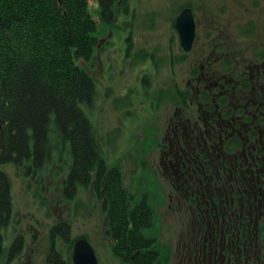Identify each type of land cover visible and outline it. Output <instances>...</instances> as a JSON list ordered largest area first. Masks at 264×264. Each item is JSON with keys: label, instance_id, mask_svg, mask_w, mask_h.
Here are the masks:
<instances>
[{"label": "rangeland", "instance_id": "1", "mask_svg": "<svg viewBox=\"0 0 264 264\" xmlns=\"http://www.w3.org/2000/svg\"><path fill=\"white\" fill-rule=\"evenodd\" d=\"M169 1L182 5L184 3L191 4L200 25L197 29L196 48L186 57L177 55L179 49L175 47V43L178 42V37L174 33V39L171 43L173 47L171 58H174L175 64L172 67L169 65L168 58L165 57L168 53L169 38L172 34L168 28ZM237 1L241 4V11L245 13L244 19L235 18V15L238 14L235 7ZM130 3L134 8L135 16L136 35H132L135 48L145 47L149 51L152 48L154 51L157 66L152 79L154 85L158 87L172 83L182 89L195 88L197 79L193 78V71L201 65H203L202 73L204 76L199 74V77L202 78L208 90L215 89L214 84L217 77L214 76L213 70L230 71L232 69V71H238L236 64L241 65L244 62L249 66L248 63L251 61H260L264 67V0H130ZM96 5V0H89L88 7L94 18H96ZM146 11H148L147 15ZM121 20L122 18L119 23H122ZM149 20L153 24L152 29H148L150 26H148L147 21ZM227 23V27H224ZM201 26L202 29H200ZM149 30L150 34H148ZM110 31H112V36L107 38L106 34ZM98 35L104 36L98 38L100 41L96 42L95 53L90 61L91 65L90 63L86 65L84 61L80 63L81 67L86 69L90 66L91 76L98 94L97 106L89 116L99 140L100 157L106 169L112 170V180L115 178V172H117V185H121L127 190L128 195L133 196L130 198H134V202L137 203L136 206L144 203L148 207L149 213L151 212L149 221L144 218L145 223L142 225L145 227L148 224L149 227H143L137 232L141 235H149L151 245L148 249L151 252L147 257L137 256L132 260L129 259V254H121L122 244L134 246L130 244L132 241L137 246L139 240L137 233L128 236L119 232L121 223L118 221V216L125 203L118 209L114 207L118 206V203L107 198L105 207H101L97 203L101 200L98 199L96 202L95 198L88 200L90 203L89 215L87 209L84 210L85 206H79L73 216L66 214L67 209L64 210L68 204L59 203L58 200L62 195L61 179L66 172H64L65 168L63 167L58 169L59 162L56 156V164L53 163L49 170H41V177L38 176L36 182L33 179L21 177L19 174L16 175L13 167L6 165L5 174H7L9 183L11 212L15 220L17 219L19 222L16 226L12 219V224L7 227V230H4V240L1 242L6 246L13 240L16 231L20 234V230H23L25 240L22 251L25 252L26 259L29 260L28 264H42L43 256L48 249L46 237L43 235L45 233L44 226L46 222L53 223L57 219L59 222L65 221L72 225L69 232L71 238L88 232L90 241L96 247L98 256L105 264H140L139 259L142 257L145 260L141 264H174L176 244L180 241L186 225L190 227L191 222L189 212L182 206L183 200L175 196L173 178L171 175L170 178L166 176L165 168L171 174L170 166H168L164 156V154H168V150H160L156 145L165 138L163 131L167 125V118L172 113V107L162 103L156 110L155 108L146 110V102H143V96L138 90L147 96L151 93L150 90H153V82L150 81L151 85L149 84L147 88L142 87L140 89L139 83L134 81L136 71L140 73V70L144 68L143 72L149 74L148 64L146 60L140 62L136 58V62L132 64L128 60H124L125 31L113 26L109 29L98 30ZM214 35L217 36V39H214ZM211 41L221 42L216 44L218 46L216 51L214 46H211L209 53L211 59L216 57L219 59L215 62L211 60L206 62L202 59L203 56L207 57L208 48L205 51V47ZM256 55L258 57H255ZM234 59L239 61L235 63ZM226 60L227 63H225ZM263 73L260 74L261 78H263ZM248 75L249 73H245L243 76L247 79L249 78ZM253 76L255 85L248 87L243 94H239L242 97L240 102H248L247 109L243 110L242 113L245 117H249L248 122L250 124L243 126L247 121L235 119L230 121V125L224 127L227 131L235 129V134H238V131L242 134H251L255 131L262 133L255 141H242V147L237 150L246 153V155L256 148L264 149V120H262V118L264 119V86H262L261 78L258 83L259 87L256 86V76ZM238 81L235 87L250 85L249 81H242V77L238 78ZM222 82L223 86L228 89H231V86L233 87L235 84L229 78L222 79ZM230 93L231 91L224 95ZM234 102L237 100L233 101L231 97L223 98L224 104ZM194 106L191 113L195 118L198 111ZM125 108H129V112L125 111ZM213 115L216 116L214 112ZM153 116L156 117V120L152 119ZM155 126H157V130L153 129ZM204 136L206 138L205 133ZM228 146L231 148L233 145H225L223 148L225 153ZM219 148L218 145L215 153H220ZM183 151L184 154L180 153L181 171L191 172L195 168L194 160L186 161L184 156H191L194 147L191 148V152L188 149H183ZM209 153L211 154V151ZM232 154L234 155V152ZM241 159L238 158L237 162L236 160L228 161L226 167L235 170L236 167L242 165ZM214 164H219L216 170H223L221 161L214 162ZM210 167L213 169L212 165ZM27 183L30 184L29 188ZM43 183L52 184V189L48 195L51 200L49 209H47V205L42 204L44 202L42 193L37 194L38 192H36L37 190L41 191L39 186ZM78 195L81 197L82 193L80 192ZM92 203H96V205L91 209ZM96 215H100L101 219H91ZM130 216L133 217L134 214L130 213ZM27 224L36 227L41 232L37 239L30 238L26 233ZM94 228L99 229L95 232L91 230ZM32 233H35L33 228L29 231L30 235ZM64 242L65 244L62 245L58 239L56 246L63 248L65 252L67 245L65 240ZM1 261L0 264H4L3 259Z\"/></svg>", "mask_w": 264, "mask_h": 264}, {"label": "flooded vegetation", "instance_id": "2", "mask_svg": "<svg viewBox=\"0 0 264 264\" xmlns=\"http://www.w3.org/2000/svg\"><path fill=\"white\" fill-rule=\"evenodd\" d=\"M254 3L256 4V2ZM168 4V28L172 34L169 38L168 53L165 57L166 59L168 58L169 65L172 67L175 64L174 58H171L173 49L171 43L174 39V33L178 37V42L175 43V47L179 49L177 55L186 57V55L196 48L197 29H199L200 25L191 4L184 3L182 5L170 1ZM96 6L98 30L109 29L114 26L119 30L125 31L124 60H128L131 64L136 62V59L140 62L146 60L148 64L147 70H149V74L143 72V68L140 70L141 74L139 71H136L134 76V81L139 83L140 89L142 87L147 88L149 84L151 85L150 81L153 82V90H150L151 93L147 96L138 90L141 96H143V102H146V110L154 108L156 110L162 103H166L172 107V113L168 116L167 125L163 131L165 138L156 145L160 150H168V154H164V156L168 166H170L171 174L165 168L166 176L170 178L171 175L173 178V188L176 190L175 196L183 200L182 206L189 212V220L191 222L190 227L186 225L180 241L176 244L174 264H264V149L256 148L254 151H249L247 155L237 150L242 147V141H255L262 133L255 131V133L251 132V134H242L238 131V134H235V129L227 131L224 128L231 124L230 121L235 119L247 121L243 126L250 124L248 122L250 120L249 117H245L244 113H242L243 110L247 109L248 102H240L242 97L239 94H243L248 87L255 85L253 75L256 76V86L259 87L260 74L264 72L263 65L260 61H251L248 63L249 66L244 62L241 65L236 64L238 71H232L230 68V71L213 70L214 76L217 77L214 84L215 89H206V84L199 77L200 75L204 76V73H202L203 65L193 71V78L197 79L195 88L182 89L172 83L171 85L166 84L158 87L154 85V80L152 79L156 71L155 67L157 66L154 51L150 47V51L145 47L140 49L135 48L134 38H132V35H136L134 27L135 16L130 0H118L107 11L102 9L98 0ZM235 7L238 11L235 18L244 19L245 13L241 11L242 7L239 1L236 2ZM184 9L190 10L194 24L195 36L191 44L192 47L188 51H184L182 46H180V38L175 25L177 17ZM147 13L148 11H146V15ZM121 18L122 23H119ZM147 24L150 26L148 29H152L153 24L150 20L147 21ZM227 25L228 23L224 27H227ZM200 29H202V26ZM111 34L112 31L106 34L107 38L111 37ZM148 34H150V30ZM103 36L100 37L97 31L94 37L96 41L92 52L85 61L86 65L89 63L91 65L90 61L95 53L96 42L99 40L98 38H103ZM213 37L217 39L216 35ZM218 43L221 42L211 41L207 43L205 47V51L208 48L206 51L207 57L203 56V61L208 62L211 60L215 62L219 59L218 57L211 59L209 56L211 46H214L216 51L218 47L216 44ZM255 57H258V55ZM237 61L239 60L234 59L235 63ZM222 63L224 64L223 57ZM225 63H227V60ZM89 67L87 69L84 67L83 69L87 78L93 84L95 96L91 104H87L86 102L77 104L79 110L86 116V123L90 130L87 134L90 140L88 148L89 160L81 157L80 150L75 151L73 146L74 139L72 137L65 135L64 132L59 133L57 136L49 132L48 139L51 142L50 146H52L51 148L49 146V153L45 161L41 160L39 164H35L33 160H29L28 162L19 161L17 165L13 163L14 161H7L3 169L5 172L6 165H11L16 175L19 174L21 177L33 179L36 182L38 176L41 177V170H49L53 163L56 164L58 161V169L60 170L63 167L65 168L64 172H66L65 176L61 179L62 195L61 198H58L59 203L68 204L64 210L66 211L67 209L66 214L73 216L79 206H85L84 210L87 209V214L89 215L90 203L88 200L95 198L96 202L98 199L101 200L97 202L101 207H105L107 198L112 202L118 203V206H114L118 209L125 203L118 216V221L121 223L119 232L132 236L133 233H137L140 229L142 230L144 227L142 225L145 223L143 219L146 218L149 221L151 212L149 213L148 207L144 203L136 206L137 203L134 202V198H130L133 196L128 195L126 193L127 190L121 185H117V172H115L113 181L111 176L113 174L111 173L112 170L106 169L100 157L101 148L99 140L96 137L95 128L89 116L96 108L98 98L96 85ZM245 73H249V78L245 79L243 76ZM240 77H242V81H249L250 85L235 87ZM226 78L235 82L233 87L231 86V89L223 86L222 79ZM261 79L262 86H264V73ZM229 91H231L229 95H224ZM225 97H231L233 101L237 100V102L224 104L223 98ZM193 105H195L194 107L198 111V115L195 118L191 113ZM125 111L129 112V108H125ZM213 112L216 115L215 117ZM152 119L156 120V117L153 116ZM262 120L264 119L262 118ZM157 126L153 127V129L157 130ZM204 133L206 134V138ZM56 144L58 145L57 148L53 149ZM229 144L233 146L231 148L228 146V150L225 153L223 148ZM218 145L220 146L219 154L215 153ZM193 147L194 152L191 153V156H184V159L186 161L193 159L195 168L191 172H183L180 165V153L184 154L183 149H188L191 152V148ZM210 151L211 154L209 153ZM233 152L234 155L232 154ZM55 156L57 157V161ZM238 158H242V165L236 167L235 170H230L226 167L228 161L236 160L237 162ZM248 160H251V162H248ZM219 161H221L223 170H216L219 164H214V162ZM210 165L213 166V169H211ZM29 183H27L28 188ZM39 187L41 191L37 190L36 192H38L37 194L42 193L41 195L44 199L42 204L47 205V209H49L51 207V200L48 198V195L52 189V184L43 183ZM78 191L82 193L81 197L78 195ZM85 195L87 197L86 201ZM95 205L96 203H92L91 209ZM130 213H133L134 216H130ZM7 217L8 222L6 225L0 227V262L3 259L4 264H28L29 260L26 259L25 252L22 251L25 240L23 230H20V234L16 231L15 237L6 246L1 242V240H4V230H7V227L12 224V219L16 226L19 222V220H15L11 209ZM95 218L100 220L101 216L96 215L91 219ZM26 227V233L30 238L37 239L41 234L36 227L28 224ZM44 227L45 233L43 235L46 237L48 249L43 256L42 264H74L72 256L75 251V243L80 239L87 242L93 248L97 264H105L98 256L96 247L90 241L88 232L71 238L69 232L72 229V225L65 221L59 222L57 219L53 223L46 222ZM148 227V224H146L144 228ZM31 228L35 230V233L30 235L29 231ZM98 229L94 228L91 230L96 232ZM58 239L62 245L65 244L63 241H66L67 251L64 252L63 248L56 246ZM130 244L134 246L122 244L121 254H129V259L131 260L137 256L148 255L151 252L148 249L151 243L148 241H145L144 246L139 244V242L137 246L132 241H130Z\"/></svg>", "mask_w": 264, "mask_h": 264}, {"label": "trees", "instance_id": "3", "mask_svg": "<svg viewBox=\"0 0 264 264\" xmlns=\"http://www.w3.org/2000/svg\"><path fill=\"white\" fill-rule=\"evenodd\" d=\"M98 2L107 11L118 0ZM88 3L0 0V227L11 209L7 161H45L52 146L49 132L72 137L75 151L90 158V130L77 106L91 104L95 96L80 64L91 54L98 31ZM138 235L142 246L151 241Z\"/></svg>", "mask_w": 264, "mask_h": 264}, {"label": "water", "instance_id": "4", "mask_svg": "<svg viewBox=\"0 0 264 264\" xmlns=\"http://www.w3.org/2000/svg\"><path fill=\"white\" fill-rule=\"evenodd\" d=\"M180 46L184 51L191 49L194 39V24L192 13L189 9H184L175 21ZM74 264H97L93 248L84 240L80 239L75 243V251L72 256Z\"/></svg>", "mask_w": 264, "mask_h": 264}]
</instances>
